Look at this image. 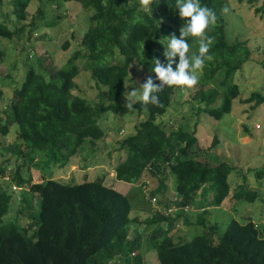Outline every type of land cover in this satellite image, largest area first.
I'll return each instance as SVG.
<instances>
[{"label":"trees","instance_id":"trees-1","mask_svg":"<svg viewBox=\"0 0 264 264\" xmlns=\"http://www.w3.org/2000/svg\"><path fill=\"white\" fill-rule=\"evenodd\" d=\"M74 1L91 10L90 25L78 41L79 49L61 68L44 62L50 58L45 50L39 55L38 71L26 65L20 86L0 111L1 136H7L12 124L18 127L10 155H15L16 161H26L18 162L14 170L0 166V176L11 177L5 187L0 183V264H147L145 254L140 252L143 237L147 238V247L155 250L158 264H264V226L250 218L244 222L231 218L222 229L210 223L206 210L209 206L222 209L224 202L230 200L229 208L236 211V202L263 199L254 186L264 182V165L250 170L255 184L242 175V183L232 189L228 175L235 166L225 161L208 165L192 157L190 150L198 144L197 132L182 127L166 130L156 122L157 116L167 111L179 87H165L158 94L160 106L139 101L131 110L125 106V81L134 62L154 76V83H159L151 69L155 59L166 62L165 48L160 42L173 34L178 37L184 23L179 10L174 8L175 0H156L151 14L139 9L138 0ZM247 1L253 5L257 2ZM28 3L29 0H14L17 25H21L10 28L0 22L1 37L11 40L22 33L25 26L20 20L26 19ZM200 3L214 9L219 17L217 25L207 32L213 38L209 50L213 58L205 62L204 79L209 82L220 73L221 80L207 92L204 83H200L193 98L204 104L198 107L199 113L219 120L231 111L233 100L239 96L233 77L249 60L251 50L246 41L226 40L222 9L227 0ZM254 12L264 21V0L254 6ZM63 47L67 48L68 42ZM79 57L100 90L96 99L89 98L87 90L76 80ZM216 98H222L221 106L210 107ZM243 101L258 106L264 103V95L253 91ZM110 112L146 113V118L133 126L132 134L117 139V150H124L126 155L109 179L132 185L129 194L137 199L148 188L149 181L154 182L148 194L160 201L143 221L130 216L138 202L134 205L128 192L107 185L104 176L88 180L84 172L80 180L53 178L55 168L65 167L76 156L83 158L86 143L94 146L104 137L99 120ZM216 143L214 136L209 147ZM23 165L26 174L21 171ZM86 168L83 164L81 171ZM30 169L39 172L40 180L33 179ZM171 176L174 186L168 193ZM12 184L19 192L16 205ZM198 193L200 199L196 202ZM191 206L197 211L195 222L203 230L190 240L181 238L176 242L167 233L179 222L185 226L194 223L179 213ZM174 208L180 210L172 216L169 212ZM140 222L143 227L132 236L131 225Z\"/></svg>","mask_w":264,"mask_h":264},{"label":"rangeland","instance_id":"rangeland-1","mask_svg":"<svg viewBox=\"0 0 264 264\" xmlns=\"http://www.w3.org/2000/svg\"><path fill=\"white\" fill-rule=\"evenodd\" d=\"M261 2L262 0H257L256 5H253L247 0L242 2L227 0L224 6L229 8L227 14L223 13L226 20V40L228 42H233L236 39L246 41L251 50V57L233 77V81L239 86L240 93L233 100L231 111L225 113L219 120L198 112V107H203L204 104L198 103V99L193 97H195L200 83H204V89L207 92L215 88L221 80L220 73H216L211 81H206L204 79L205 68H203L202 73L199 74L198 83L190 89H176L167 111L156 118V122L163 124L166 130L182 127L187 131L197 132L198 144L190 150V155L195 159L208 165H216L225 161L233 167L235 166L234 171L228 175V181L231 182L232 189L242 183V175L248 178L250 184H255L256 179L250 170L264 165V103L256 106L254 105L255 102L243 101L253 91H258L264 95V21L254 12V6H259ZM39 8L41 9L40 14H38ZM25 11L26 19L24 21L20 20L25 26L22 33L14 35L11 40L0 36V48L3 50V57L0 59V111L7 107L11 101L13 90L20 86L26 65H31L38 71L39 55L47 50L50 58L44 61L45 63L54 64L60 68L66 66L68 58L73 55L75 50L79 49L78 41L90 25L89 15L91 10L83 9L80 3L74 0H29ZM0 22L6 23L10 28H15L20 24L17 25L19 19L15 12L14 0H1ZM174 27L177 28L176 25ZM44 35L46 38H43ZM168 38L160 42L162 48L167 46ZM65 42H68L67 48L63 47ZM189 45V55H191L196 52L198 46L193 40L189 42ZM29 54H31V58L28 57ZM76 63L80 69L76 80L87 90L86 94L89 98L96 99L97 95L98 97L100 95V90L96 88L95 81L90 79L91 74L84 67L83 58H77ZM148 77L153 78L154 76L148 74L143 67L134 62L125 81L126 95L133 87H136L138 91H142L140 85ZM221 104L222 98H216L210 107L219 108ZM145 118V112L122 115L112 112L105 113L99 120L100 127L104 131V137L97 140L94 146H88L89 144L86 143L82 150L83 158L76 156L65 167L55 168L53 178L70 180L74 177L80 180L84 178V172L87 173L88 180L104 176L107 185H112L116 189L120 188L122 192H128V198L134 205L137 202L138 204L142 202L135 205L136 208L134 207L131 210L130 216H136L143 221L153 210L158 208L157 202L160 201L159 197L155 196L151 199L148 194V189L152 187L154 182L150 180L148 188H145L144 192L138 193L137 199L129 194L132 185L122 181H110L109 179L113 176L114 167L126 155L124 150H117L116 146L119 141L117 139L132 134L133 126ZM17 130V125L12 124L7 136L0 135V166L7 168V170H14L19 163H26L24 159L16 161L15 155H10V151L14 148L12 142L16 138L15 133ZM214 136L217 138V143L213 147H209ZM7 158H9V162H5ZM17 163L18 165H16ZM83 164L87 165V168L81 171ZM25 165L21 167L23 174L27 172ZM30 171L34 180H40L37 170L30 169ZM10 178L7 175L0 176V183H3L5 187ZM173 186L174 177L171 176L169 188L166 192L169 193ZM254 187L259 190L263 199L258 198L253 203L245 204L236 202V211L229 208L230 200L224 202L222 209L219 206L205 207L210 214L208 215L210 216L208 217L210 223H216L223 229L231 218H235L240 222L250 218L252 221L264 226V182L260 186ZM11 189L12 193L15 194L13 204L16 205L19 196L18 187L12 184ZM159 194L157 193V195ZM199 199L200 195L198 193L196 202ZM144 201H148V203ZM33 203L36 205V200ZM186 209L184 208L183 211L179 212V208H174L169 212L172 216L179 212L190 222H194L190 226L182 225L179 222L174 224L172 229L170 227L167 234L173 237L176 242L180 241L181 238L190 240L203 230L202 226L195 222L196 209L193 206ZM143 225V222L137 225L133 223L131 225V235L133 236L135 231ZM139 233H142V229L139 230ZM214 238V241H216L217 237L214 236ZM147 245V238L143 237L140 252L145 254L147 264H158L155 250L150 249Z\"/></svg>","mask_w":264,"mask_h":264},{"label":"clouds","instance_id":"clouds-1","mask_svg":"<svg viewBox=\"0 0 264 264\" xmlns=\"http://www.w3.org/2000/svg\"><path fill=\"white\" fill-rule=\"evenodd\" d=\"M156 0H138L141 11L151 14L152 5ZM158 4V3H157ZM174 8L179 10V17L184 21L179 29V36L172 35L163 53L165 63L155 59L151 71L155 73L154 83L152 77L140 85L142 91L133 87L125 96V106L132 109L134 103L142 102L144 105L160 106L158 94L165 87L193 88L199 81L206 61L212 60L209 54L213 38L207 35L210 28L217 25L219 17L214 9L202 6L200 0H175ZM223 13L229 12L228 7L222 9ZM189 39L198 44V49L189 55ZM178 58V62H176ZM176 64L173 68V64Z\"/></svg>","mask_w":264,"mask_h":264}]
</instances>
